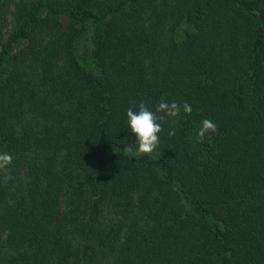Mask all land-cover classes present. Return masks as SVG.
Wrapping results in <instances>:
<instances>
[{
	"label": "trees",
	"instance_id": "obj_1",
	"mask_svg": "<svg viewBox=\"0 0 264 264\" xmlns=\"http://www.w3.org/2000/svg\"><path fill=\"white\" fill-rule=\"evenodd\" d=\"M0 153V264H264V0H0Z\"/></svg>",
	"mask_w": 264,
	"mask_h": 264
},
{
	"label": "clouds",
	"instance_id": "obj_2",
	"mask_svg": "<svg viewBox=\"0 0 264 264\" xmlns=\"http://www.w3.org/2000/svg\"><path fill=\"white\" fill-rule=\"evenodd\" d=\"M136 105L130 107L126 112L127 127L135 137V146H125L124 151L131 153L136 148V154H151L159 145V133L162 131V123L167 118H175L181 114L190 115L192 107L185 102L183 105L173 101L168 103L161 101L155 109V112L149 110L144 103H140L138 111H134ZM156 113H162L157 116ZM217 131L215 123L211 119H203L197 130L198 141L203 139L209 133ZM175 135V129L169 132V136ZM12 162V156L9 153H0V172H7L8 166Z\"/></svg>",
	"mask_w": 264,
	"mask_h": 264
}]
</instances>
